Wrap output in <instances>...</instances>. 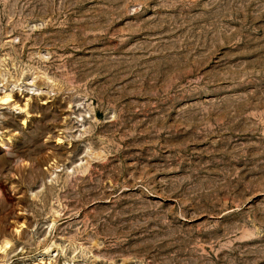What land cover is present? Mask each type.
<instances>
[{
    "label": "rangeland",
    "instance_id": "1",
    "mask_svg": "<svg viewBox=\"0 0 264 264\" xmlns=\"http://www.w3.org/2000/svg\"><path fill=\"white\" fill-rule=\"evenodd\" d=\"M0 264H264V0H0Z\"/></svg>",
    "mask_w": 264,
    "mask_h": 264
},
{
    "label": "bare ground",
    "instance_id": "2",
    "mask_svg": "<svg viewBox=\"0 0 264 264\" xmlns=\"http://www.w3.org/2000/svg\"><path fill=\"white\" fill-rule=\"evenodd\" d=\"M7 98H8V97H7ZM7 98H5V100H6Z\"/></svg>",
    "mask_w": 264,
    "mask_h": 264
}]
</instances>
